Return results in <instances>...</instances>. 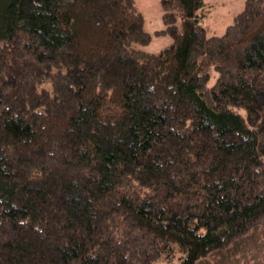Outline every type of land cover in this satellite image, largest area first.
I'll return each mask as SVG.
<instances>
[{"label": "trees", "instance_id": "1", "mask_svg": "<svg viewBox=\"0 0 264 264\" xmlns=\"http://www.w3.org/2000/svg\"><path fill=\"white\" fill-rule=\"evenodd\" d=\"M160 4L0 0V264H264V0Z\"/></svg>", "mask_w": 264, "mask_h": 264}, {"label": "rangeland", "instance_id": "2", "mask_svg": "<svg viewBox=\"0 0 264 264\" xmlns=\"http://www.w3.org/2000/svg\"><path fill=\"white\" fill-rule=\"evenodd\" d=\"M134 2L143 15V28L150 34L149 40L138 44V47L152 52L159 51L171 42L170 34L161 30L164 28V23L161 18L160 0H134ZM205 2L210 6L203 19V26L219 34L232 20L233 15L242 8L244 0H205ZM178 19L179 23L184 20L181 17ZM155 264L163 263L157 261Z\"/></svg>", "mask_w": 264, "mask_h": 264}]
</instances>
